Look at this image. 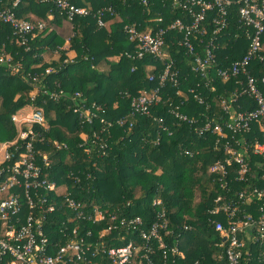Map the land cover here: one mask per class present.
I'll list each match as a JSON object with an SVG mask.
<instances>
[{
	"label": "trees",
	"instance_id": "16d2710c",
	"mask_svg": "<svg viewBox=\"0 0 264 264\" xmlns=\"http://www.w3.org/2000/svg\"><path fill=\"white\" fill-rule=\"evenodd\" d=\"M72 1L80 6L91 5L94 11L112 4L118 16L111 18V25L107 28H100L92 16L76 18L68 41L54 31L41 32L34 38L29 37L25 45L16 42L18 40L9 25L0 24V54L9 55L11 64L19 67L18 72H13L8 66L0 68V145L17 137V127L12 120L15 115L27 108L43 110L48 129L33 126V131L41 134V138L36 137L34 142L37 157L48 155L50 179L67 184L70 197L83 203L88 213L97 206L108 213L141 216L145 227L149 228L156 214L153 201L160 198L170 229L176 236L187 235L181 248L185 243L192 246L188 258H177L176 264H193L195 260L199 264H219L215 256L221 250L216 246L221 237L211 221L223 220V217H213L209 212L222 189L210 168L225 159V141L211 131L197 134L195 127L175 119L171 110L180 107L182 113L197 119L199 124L206 121L225 124L237 113L256 110L255 100L243 93L247 85L245 75L225 80L219 74L220 70L242 59L250 46L239 5L234 4L230 8L228 27L214 40L215 62L205 74H201L193 69L195 57L187 54L180 45L182 34L174 31L166 34L169 59L147 56L139 60L134 55L136 45L124 30L130 24L139 31H145L151 19L160 17L163 27L177 19L190 23L191 17L174 0H152L148 6L132 0ZM31 14L48 21L49 15H58L59 12L52 3L41 4L32 0L26 7L22 5L18 12L22 18ZM215 16L214 11L208 13L204 23L206 34L191 36L199 56H204L206 46L213 38ZM48 24L54 26L50 21ZM50 51L59 54V59L48 63L44 53ZM261 56L263 59L258 58L251 63L249 72L264 94V39ZM171 61L177 82L168 80L161 88L162 101L152 107L151 116H139L132 126L131 122L122 126L118 124L117 120L130 112L128 97L138 95L141 90L159 88L160 77ZM103 64L106 69L101 67ZM134 67L135 71L132 70ZM47 69H52V73L46 74ZM151 75L154 76L153 81L150 80ZM35 86L39 92L32 100L29 94ZM46 91L48 94L44 93ZM61 91L65 96L59 101L51 98L53 92ZM76 92L83 93L89 106L96 103L102 108L103 112H97L101 116L99 120L95 118L92 124L81 121L73 109L77 102L71 99ZM102 118L107 123L112 122L113 126L101 123ZM160 119L164 120V128ZM263 128L264 120L252 122L246 134L247 144L253 146L261 141ZM84 135L89 136V140L85 147H81ZM158 139L160 143L155 144ZM86 146L92 149L91 154H87ZM185 149L193 155L186 156ZM259 160L254 158L252 165ZM254 172L248 182L233 181L231 191H243L248 184L264 190V171L256 169ZM79 176L81 182L77 183ZM231 176L235 177L234 174ZM137 191H140L139 197L136 196ZM55 199L57 211L44 222V229L47 235L59 240L62 223L73 212L66 207V197ZM263 203L264 200H253L249 207H241V212L256 213ZM185 225L194 227L196 231L186 234ZM85 226L94 227L86 221ZM117 235L113 233L112 237ZM128 241L116 239L111 243L120 245ZM168 242L173 246L172 241ZM248 249L252 253L248 264H264V255L258 246H249ZM160 260L162 256L159 253L156 264ZM102 261L110 264L107 260Z\"/></svg>",
	"mask_w": 264,
	"mask_h": 264
},
{
	"label": "built area",
	"instance_id": "2783aa9c",
	"mask_svg": "<svg viewBox=\"0 0 264 264\" xmlns=\"http://www.w3.org/2000/svg\"><path fill=\"white\" fill-rule=\"evenodd\" d=\"M31 1L0 0V24L9 25L18 40L16 42L23 45L29 41V37L34 38L38 33L54 31L48 21L55 24L54 20L59 19L73 27L76 18L92 16L100 28H107L111 25V18L118 16V11L112 4L94 11L91 5L80 6L74 4L72 0H35L41 4H54L59 14L49 15L48 21L37 18L34 14L25 18L20 17L18 12L22 5L26 7ZM132 1H139L144 6H148L152 0ZM174 1L191 17L190 23L177 19L167 27H163L161 26L163 19L160 17L151 19L145 31H139L134 25L125 26L124 30L129 40L136 45L134 55L137 59L141 60L147 56L159 60L169 59L170 53L165 38L168 32L174 31L184 36L180 45L187 50V54L195 57L194 71L205 74L215 62L214 40L228 27L229 11L234 4L239 5L241 22L250 39L246 55L234 62L231 67L220 70L219 74L225 80L245 75L247 85L243 93L249 94L255 100L256 110L237 113L225 124H213L209 121L199 124L197 119L182 113L180 107L171 110L175 119L195 127V132L199 135L211 131L218 135L220 140L229 138L235 140L237 135H241L236 143L243 148L245 155L237 151L234 144L228 142V155L210 168L215 181L227 194L216 197L214 207L209 213L213 217H223V220L211 221L221 237L216 243L221 249L217 256L219 264H248L252 257L249 246H258L261 255H264V203L256 213L249 211L242 213L241 207H249L253 200H264V190L248 184L243 191L233 193L230 184L233 181L248 182L249 176H254L256 169L264 171V128L261 141L253 146L246 141V134L250 131L252 122L264 120V94L258 88L257 80L249 72V66L254 60L263 59L261 51L264 39V0L262 2L260 0ZM210 11L216 13L213 19V38L206 46L204 56H199L191 36L195 33L201 35L207 33L204 23ZM11 60L9 55L0 54V68L8 66L13 72H18L19 67L13 66ZM172 65V61L166 65L160 77L159 88L152 91L141 90L138 95L128 97L130 112L127 116L118 119V124L122 126L131 122L132 126L139 116H151L152 107L158 106L162 101L161 88L165 87L168 80L177 82ZM132 70L135 71L136 67ZM52 71L47 69L46 74ZM150 80H154L153 75L150 76ZM34 81H37V78H34ZM37 87L35 86L34 89ZM44 93L48 94V91ZM37 95L30 98L34 100ZM63 96H65L63 91L51 94V98L56 101ZM71 99L77 102L73 109L83 123L92 124L95 118H98L97 120L101 118L97 112H103L102 108L96 103L89 106L83 93L76 92ZM21 113L12 118L18 127V135L13 142L4 144V162L0 165V264H103L102 260H107L110 264H156L159 253L162 256L159 264H176L177 258L185 259L181 248L185 235L176 236L174 230L170 229L162 199H154L155 220L149 228H146L141 216L127 217L108 213L97 206L92 213H88L83 203L71 198L70 187L67 184H59L50 179L51 161L48 155L37 157L34 149L35 139L38 136L41 138V134L35 133L33 126L39 125L48 129L44 111L33 109L20 116ZM160 122L164 128V120L160 119ZM101 123L113 126L112 122L107 123L105 118L101 119ZM88 140L89 136L84 135V144L81 147H85ZM159 143L158 139L155 144ZM55 145L61 147L57 142ZM86 147L87 154H91L92 149ZM184 154L193 155L189 149H185ZM254 158L260 160L252 165ZM234 166L236 167L232 169ZM90 177L88 175V178ZM76 182H81L80 176ZM55 197H66V207L73 212L72 216L62 223L59 240L47 235L44 229V222L57 211ZM85 221L94 227L86 228ZM184 231L187 234L196 230L185 225ZM113 233H118L117 237H112ZM116 239L122 242L129 241L126 244L112 245L115 243H111V240ZM168 241H172L173 246H170L171 243ZM195 264H199V261Z\"/></svg>",
	"mask_w": 264,
	"mask_h": 264
},
{
	"label": "rangeland",
	"instance_id": "374dc122",
	"mask_svg": "<svg viewBox=\"0 0 264 264\" xmlns=\"http://www.w3.org/2000/svg\"><path fill=\"white\" fill-rule=\"evenodd\" d=\"M35 17H37V18H40V17H38V16H35ZM54 22H56L55 24H54V26H53V28H54V32L57 34V32H61L60 33V37H62L63 39H65L66 41H68L69 39H70V37L72 36V26L71 25H69L68 24V22H65V21H61V20H59V19H55L54 20ZM51 32V31H50ZM62 34H64L65 36H66V38H64V36L62 35ZM70 35V36H69ZM50 54H56V53H52L51 51L49 52ZM48 52H45L44 54L46 55V54H49ZM59 56V55H58ZM58 56H57V58H58ZM101 67L103 68V69H106L107 68V66L106 65H101ZM38 92H39V89H38V87H37V89H34V90H32L31 92H30V96L31 97H33V96H36L37 94H38ZM27 112H30V109L29 108H27V109H24L23 111H22V113H21V115L20 116H22V115H24V114H26ZM19 116V117H20ZM15 126L17 127V125L15 124ZM20 126V125H19ZM46 127H48L47 126V124H46ZM18 128V127H17ZM11 142H13V141H11ZM2 142L0 141V144H1ZM1 149V148H0ZM3 162H4V152H1L0 151V165H2L3 164ZM136 196L137 197H139L140 196V191H137L136 192ZM185 245H187V243H185Z\"/></svg>",
	"mask_w": 264,
	"mask_h": 264
},
{
	"label": "crops",
	"instance_id": "0c3cea01",
	"mask_svg": "<svg viewBox=\"0 0 264 264\" xmlns=\"http://www.w3.org/2000/svg\"><path fill=\"white\" fill-rule=\"evenodd\" d=\"M60 33L61 32H57V34L60 36ZM64 36V38H66V36L64 34H62ZM70 36V35H69ZM62 38V37H61ZM59 54H46L44 55V58H45V61L50 63L51 61L53 60H58L59 59ZM58 56V58H57ZM220 139V138H219ZM236 140H240L239 138H235V140H231V138H229L228 140H224V158L228 155L227 154V145H228V142H230L233 146H235V148L237 149V151H239L240 153H243V148L241 146H239L237 143H236ZM4 144L0 145V151L3 152L4 151V148H3ZM215 164V163H214ZM233 168V167H232ZM235 168V167H234ZM219 185V184H218ZM227 194L226 192H220L219 195H225ZM215 202V201H214ZM214 207V206H213ZM192 246L190 245H183V248H182V252L185 256V260L188 258L189 254L188 252H190V249H191ZM220 253V251H218V254ZM218 254H216L215 257L218 256ZM196 262H198V260H195L193 264H195Z\"/></svg>",
	"mask_w": 264,
	"mask_h": 264
}]
</instances>
